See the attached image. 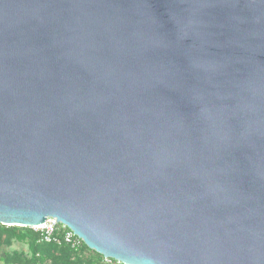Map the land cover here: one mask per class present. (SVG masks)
Returning <instances> with one entry per match:
<instances>
[{"label": "water", "instance_id": "1", "mask_svg": "<svg viewBox=\"0 0 264 264\" xmlns=\"http://www.w3.org/2000/svg\"><path fill=\"white\" fill-rule=\"evenodd\" d=\"M120 264H264V0H0V225Z\"/></svg>", "mask_w": 264, "mask_h": 264}, {"label": "trees", "instance_id": "2", "mask_svg": "<svg viewBox=\"0 0 264 264\" xmlns=\"http://www.w3.org/2000/svg\"><path fill=\"white\" fill-rule=\"evenodd\" d=\"M55 234L57 242H44L31 228L0 225V264H104L103 257L83 243L73 250L63 243L61 230ZM16 244L25 249L11 250Z\"/></svg>", "mask_w": 264, "mask_h": 264}, {"label": "built area", "instance_id": "3", "mask_svg": "<svg viewBox=\"0 0 264 264\" xmlns=\"http://www.w3.org/2000/svg\"><path fill=\"white\" fill-rule=\"evenodd\" d=\"M31 229H33V231L35 232H38L41 240L44 242H57L58 239L55 236L56 235L55 233L58 230H61L63 235L62 236L63 243L68 245L73 250L78 249L83 243L81 239H79L72 233V231H70L65 226L56 222L54 218H47L44 224ZM112 261L113 260L111 259L103 258L104 264H111Z\"/></svg>", "mask_w": 264, "mask_h": 264}, {"label": "rangeland", "instance_id": "4", "mask_svg": "<svg viewBox=\"0 0 264 264\" xmlns=\"http://www.w3.org/2000/svg\"><path fill=\"white\" fill-rule=\"evenodd\" d=\"M20 249H25V247L24 246H22V245H13L12 246V248H11V250H20ZM1 256H3V253L1 254Z\"/></svg>", "mask_w": 264, "mask_h": 264}]
</instances>
